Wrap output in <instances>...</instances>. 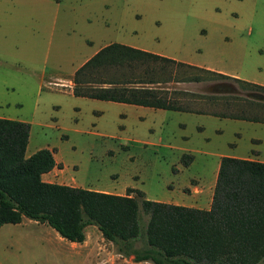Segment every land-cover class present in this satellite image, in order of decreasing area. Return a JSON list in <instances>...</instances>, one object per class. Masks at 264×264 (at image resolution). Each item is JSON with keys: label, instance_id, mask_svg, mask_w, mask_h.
Segmentation results:
<instances>
[{"label": "rangeland", "instance_id": "obj_1", "mask_svg": "<svg viewBox=\"0 0 264 264\" xmlns=\"http://www.w3.org/2000/svg\"><path fill=\"white\" fill-rule=\"evenodd\" d=\"M108 10L107 18L97 21L108 27L105 41L180 55L247 77L255 76L264 65V56L259 58L264 54V0H112ZM55 36L50 32L49 49L36 53L31 62L24 60L22 52L2 54L0 49V117L28 120V150L53 148L65 175L74 177L83 188L115 193L131 187L150 200H173L191 179L199 188L213 180V157L207 154V147L194 143L198 137L213 138L218 126L223 129L219 137L227 150L234 130L240 131L239 145H248L250 129L235 126L231 119L188 115L185 127H179L181 112L148 109L141 114L136 108L126 111L116 102L76 98L68 89L58 90L49 79L65 76L84 54L72 56L70 47L58 49L62 42ZM79 38L71 30L64 36L66 42ZM126 73L124 67L105 68L97 79H110L113 74L122 79ZM138 74L141 76L142 70L136 69L132 76ZM143 86L192 93L176 96L194 110H219L197 95L264 101L263 94L244 90L231 80ZM197 123L203 125V131L196 129ZM180 135H186L187 141ZM183 154L192 157L187 165L180 160ZM45 227L44 236L49 234L47 229L51 232L43 247L13 246L19 264H150L117 254L112 244L103 240H98L86 259L79 257L70 242L58 240L57 233Z\"/></svg>", "mask_w": 264, "mask_h": 264}, {"label": "trees", "instance_id": "obj_2", "mask_svg": "<svg viewBox=\"0 0 264 264\" xmlns=\"http://www.w3.org/2000/svg\"><path fill=\"white\" fill-rule=\"evenodd\" d=\"M120 67L127 71L124 78L97 79L102 69ZM136 69L142 74L134 78ZM204 80H231L264 95V85L115 42L71 78L75 96L264 123V101L197 95L219 110H194L176 96L192 93L143 86ZM28 135V122L0 117V226L25 217L79 243L85 226L93 225L117 254L135 262L264 264V162L220 157L209 208L199 209L149 200L129 187L119 195L43 181L41 175L55 166L52 149L25 156ZM191 158L183 154L180 160L187 165Z\"/></svg>", "mask_w": 264, "mask_h": 264}, {"label": "crops", "instance_id": "obj_3", "mask_svg": "<svg viewBox=\"0 0 264 264\" xmlns=\"http://www.w3.org/2000/svg\"><path fill=\"white\" fill-rule=\"evenodd\" d=\"M111 4L112 0H0L1 53H16L19 51L25 54L26 58H24V60L26 62H31L33 61L32 58L35 57L36 53H39L43 49L45 50V52H47L50 45V40L47 36L50 34V32L54 31V34L58 37L57 38L55 36L57 38L56 41L62 42V46H57L58 49H62L63 47H70L69 50L72 56L81 57L83 54L84 55L75 66H71L70 70L65 72V76L53 75L52 78L49 79L50 85L57 87L58 90H62L64 88L68 89V94H71L76 98H88L73 95V83L71 81V78L74 71L78 67H80L84 62H86L100 48L104 47L109 43H113L110 41H105V38H103L105 35L108 34V27L102 22L101 24L97 22L98 20H105L107 18L106 14L109 11V5ZM69 30L75 31L77 33V36H80V38L77 41L73 39L66 42L64 40V36L68 34ZM250 34V32L246 33L247 36ZM44 39H46L45 44ZM130 47L145 50L137 46ZM73 52H75L76 55H74ZM155 54L171 58L176 61L184 62L193 66L225 74L231 77L239 78L241 80L249 81L259 85H264V65L262 66V70H259L255 74V76L247 77L244 75H238L236 73L223 71L210 65L196 63L195 61L182 58L180 55H168L165 53ZM0 56L2 55L0 54ZM263 56L264 54H261L259 55V58L261 59ZM71 60L73 61V59ZM116 103L121 104L120 106H122V108L126 111L130 110L131 108H136V110H138L141 114H144V112L148 109L154 111L166 110L161 108H153L123 102ZM74 108L76 107L74 106ZM177 112H181L182 114H184L177 121V125L179 127H185V120L188 119V115H206L218 119H229L204 113H195L187 111ZM15 119L28 122V120L24 118ZM231 120L235 121V126L244 128L246 127L250 129L248 145L245 148L243 147V145H239L241 139L240 131L234 130L233 140H230L226 144V146H228L227 150L219 137L221 133H223V129L218 126L213 130V138H210L208 136L198 137L194 143L196 145L207 147L209 149L207 154L213 157L214 163L213 168L211 170V175H214L213 180L208 186L199 188L196 184H194L195 180L191 179L189 183H186L182 187V193H180L179 197H176L173 200L162 202L199 209H208L210 205L212 189L215 182L220 157L232 156L237 158H246L250 160L264 162V143L262 142L264 141V123L249 122L238 119ZM195 127L197 130L201 131H203L204 129L203 125L200 123H197ZM180 138L182 141H187L186 135H180ZM28 144L29 142L27 141L24 152L25 156H29L34 151L40 149L36 147L32 150H28ZM44 148L52 149V155L55 161V166L51 170L43 173L41 175V179L46 182L83 188V186L77 184L74 177H68L67 175H65V167L63 166L60 158L56 157L55 150L50 147ZM91 190L109 192L96 188H92ZM124 191H126V188L123 190V192H115L114 194L124 195ZM129 194L131 195V193ZM182 194L185 195L186 199L183 197ZM143 197L146 198L144 194ZM45 225L46 224L44 223H39L37 221L30 220L25 217H23L19 223L2 224L0 226V264H19L18 254L15 251H12L14 245H16V248L23 247V245L27 247L40 244L41 247H43L44 241H48V236L51 232L49 229H47L46 233L49 232V234L48 236H44V228H46ZM59 238L60 239L58 240L60 241L64 240L61 237ZM98 240H103L107 243H110L102 238L100 232L96 229L95 226L87 225L84 228L83 241L79 243H70L72 244V248L77 249L75 254L79 257L86 259L88 257L87 255L89 251L94 249V247L98 245ZM25 255L26 254L23 253L22 256Z\"/></svg>", "mask_w": 264, "mask_h": 264}]
</instances>
